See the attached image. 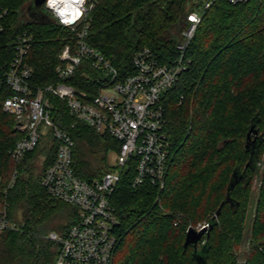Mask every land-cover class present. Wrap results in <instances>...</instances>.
Here are the masks:
<instances>
[{
	"label": "trees",
	"instance_id": "obj_1",
	"mask_svg": "<svg viewBox=\"0 0 264 264\" xmlns=\"http://www.w3.org/2000/svg\"><path fill=\"white\" fill-rule=\"evenodd\" d=\"M205 1L97 0L90 11L88 42L123 76L135 73L133 55L144 47L161 63L174 64L189 25L187 14H202L185 52L188 67L163 97L164 130L172 151L165 184L159 188L146 181L134 187L135 170L127 168L113 195L120 239L114 264H198L195 252L205 255V264H241L243 246L244 264H264V167L259 165L264 154V0H213L204 9ZM30 2L0 0L8 9L0 39L9 41L11 49L22 32L33 35L27 59L34 68L32 83L42 87L59 81V54L74 41L75 32L61 25L45 4L43 17H32ZM95 77L97 72L82 66L68 81L97 94L100 80ZM3 88L0 213L6 210L16 228L0 231V264H52L58 245L48 237L51 228L58 221L59 229L53 230H67L77 209L53 199L40 183L57 152L49 135L23 161L13 159L11 150L21 133L14 128V116L3 110L4 98L13 93ZM51 101L58 124L75 140L77 174L91 180L112 170L108 151L119 152L121 143L78 120L65 101L56 96ZM253 125L260 139L247 147ZM257 176L261 184L247 236ZM18 212L22 223L15 221ZM204 221L212 224L209 232L186 247L188 229Z\"/></svg>",
	"mask_w": 264,
	"mask_h": 264
},
{
	"label": "built area",
	"instance_id": "obj_2",
	"mask_svg": "<svg viewBox=\"0 0 264 264\" xmlns=\"http://www.w3.org/2000/svg\"><path fill=\"white\" fill-rule=\"evenodd\" d=\"M96 1L87 0V11L75 24L63 25L54 16L61 25L75 32L74 41L66 43L59 54V81L56 83L42 87L32 83L34 68L27 59L34 39L32 34L27 31L19 34L11 49L9 41L0 39V85L5 86L3 90L13 92L4 98L3 110L14 116V128L21 133L11 155L17 162L23 161L26 154L49 135L48 142L57 145V152L40 183L53 199L77 209L75 221L67 230H52L48 235L58 245L52 264H114L120 239L119 218L112 198L127 168L135 170L134 187L151 181L163 188L172 157L164 130L163 97L187 69L189 60L185 61V52L202 21L199 11L187 14L189 25L183 31L184 39L178 45L181 54L174 64L161 63L150 48L144 47L133 55L135 73L123 76L104 53L88 42V17ZM229 1L237 4L248 0ZM212 3L213 0H206L204 9L210 8ZM44 4L52 12L47 2ZM7 16L8 9L0 6L1 32L5 30ZM82 66L97 72L95 78L100 80L97 94L68 81ZM52 96L65 101L78 120L121 143L116 168L91 180L77 174L74 167L76 143L58 124ZM8 228L16 226L3 210L0 231Z\"/></svg>",
	"mask_w": 264,
	"mask_h": 264
},
{
	"label": "water",
	"instance_id": "obj_3",
	"mask_svg": "<svg viewBox=\"0 0 264 264\" xmlns=\"http://www.w3.org/2000/svg\"><path fill=\"white\" fill-rule=\"evenodd\" d=\"M46 2V0H31L30 2V14L32 17L35 18H42L38 17L39 15H35L36 12L40 11L41 6ZM41 12V11H40ZM248 140H247V147L254 146V144L257 142L258 139H260V136L258 135V130L256 129V126H252L248 132ZM250 164V162L248 163ZM220 210L217 212L216 216L219 215ZM216 217L213 218L215 220ZM211 223H207L203 225L201 228H195L190 227L188 229L187 238L185 242V246L187 247L189 244H195L197 245L199 240L203 238L205 234H207L211 228ZM206 247V246H204ZM203 251V250H202ZM194 255L196 256V260L198 264H205V255L202 252H195Z\"/></svg>",
	"mask_w": 264,
	"mask_h": 264
},
{
	"label": "rangeland",
	"instance_id": "obj_4",
	"mask_svg": "<svg viewBox=\"0 0 264 264\" xmlns=\"http://www.w3.org/2000/svg\"><path fill=\"white\" fill-rule=\"evenodd\" d=\"M29 12V11H28ZM29 15V14H27ZM118 154L119 152L116 150V148H112L108 151V155H107V164L109 167H111V169L113 168H116L117 165H118ZM260 167H264V154H263V159L261 161V163L259 164ZM260 184H261V181H260V178L259 176H257L255 178V181L253 183V187H252V198H251V201H250V207H249V211H248V216H247V222H246V235L248 236L251 229H252V225H253V217H254V214H255V206H256V200H257V196L259 194V187H260ZM19 213V212H18ZM16 217V222L17 223H22L24 221V217L22 215V213L20 214H17V216L15 215ZM59 220H62V219H59ZM58 221L53 225V227L51 228L52 230L53 229H59L57 227L58 225ZM64 223L63 221L61 222V224ZM206 223V221L202 222V223H199L197 225V228L199 229L202 225H204ZM246 243V246H247V240L245 241ZM245 249L246 247L243 246L242 249H241V257H240V260H241V264H244V252H245Z\"/></svg>",
	"mask_w": 264,
	"mask_h": 264
},
{
	"label": "clouds",
	"instance_id": "obj_5",
	"mask_svg": "<svg viewBox=\"0 0 264 264\" xmlns=\"http://www.w3.org/2000/svg\"><path fill=\"white\" fill-rule=\"evenodd\" d=\"M47 7L63 25H72L87 11V0H46Z\"/></svg>",
	"mask_w": 264,
	"mask_h": 264
},
{
	"label": "flooded vegetation",
	"instance_id": "obj_6",
	"mask_svg": "<svg viewBox=\"0 0 264 264\" xmlns=\"http://www.w3.org/2000/svg\"><path fill=\"white\" fill-rule=\"evenodd\" d=\"M28 10L30 11V5L28 6ZM35 15H39L38 17H43V14L40 11L36 12Z\"/></svg>",
	"mask_w": 264,
	"mask_h": 264
}]
</instances>
